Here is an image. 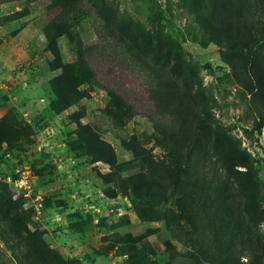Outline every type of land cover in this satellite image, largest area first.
Masks as SVG:
<instances>
[{"label": "rangeland", "instance_id": "1", "mask_svg": "<svg viewBox=\"0 0 264 264\" xmlns=\"http://www.w3.org/2000/svg\"><path fill=\"white\" fill-rule=\"evenodd\" d=\"M52 1L0 0V264L22 250L68 264H130L132 254L137 264H247L243 238L264 244V0L245 14L256 35L219 46L187 0H105L108 17L74 0L67 18L96 78L61 112L56 88L72 84L57 80L47 45ZM57 49L62 63L77 60L67 37ZM230 140L242 159H230ZM99 143L112 156L99 161ZM200 155L205 183L216 174L229 202L194 179ZM182 191L192 221L176 205Z\"/></svg>", "mask_w": 264, "mask_h": 264}, {"label": "trees", "instance_id": "2", "mask_svg": "<svg viewBox=\"0 0 264 264\" xmlns=\"http://www.w3.org/2000/svg\"><path fill=\"white\" fill-rule=\"evenodd\" d=\"M89 4L94 8L95 12L103 17H108L112 15V8L109 7L105 0H87ZM217 6L215 8V4L213 0H187L188 8L191 14L195 18V22L200 27L205 42L207 44H213L216 46L220 45L221 38H229L231 42L234 44L239 45L243 43L244 40L247 41L248 37L251 36L253 38L252 31L248 27L247 11L249 10L250 0H216ZM75 4L74 0H53L51 5L49 6V10L51 11H58L57 16L50 22L48 25V41L47 45L49 50L53 53L55 60H54V70H60L61 74L57 80H70L72 86H69L67 89L62 90L56 88V96L58 100L51 104V110L54 112H61L66 110L68 107L71 106L69 99L71 97V91L75 90L76 87H80L82 85H86L89 82L95 80L93 72L91 71L86 57H85V50L82 49L80 46L77 45L76 37L72 34V24L67 18V13L72 12V6ZM105 28V27H104ZM256 35V34H255ZM254 35V36H255ZM259 35V34H258ZM62 37H67L71 44L76 49L77 60L71 64H64L62 63V59L59 56L58 49H57V40ZM252 40V39H251ZM252 42V41H251ZM127 51V50H126ZM128 54L131 55V52L128 50ZM179 60L181 56L178 55ZM225 58V57H224ZM226 61L229 59L225 58ZM230 63V61H228ZM190 76L192 79L195 80L197 77L193 68L189 67ZM55 88V86H54ZM108 95L111 99V105L117 109L118 112H123L125 108H127L126 104L123 102L122 98L113 90H107ZM262 120L264 122V117ZM264 127V123L260 124V129ZM231 141V142H230ZM229 141L228 152L230 159H242V155L238 158H235L234 155H238V151L236 150L232 140ZM101 148L99 161L104 160L106 153L109 156H112L110 153V146L104 143H99ZM226 150V149H225ZM109 151V153H108ZM199 163L196 164V174L194 175V179H197L199 182H203L205 187L211 190H219L223 197L230 201L231 194L226 187L223 185H218L217 182V175L214 174L211 177V181L205 183L208 178L207 175V160L206 156L200 155L198 158ZM239 162V161H238ZM238 166H246L242 165V163H237L236 167ZM247 167V166H246ZM189 173V177H191ZM177 175L176 186L181 184L183 178L179 173ZM216 175V177H215ZM202 191V189H200ZM206 188L203 189V193H205ZM183 192V191H182ZM140 195V193H139ZM141 196V195H140ZM182 198L176 199V205L178 206L181 215L185 216L187 221H192L191 216L189 215L186 209V202L185 200L188 197H185V193L181 194ZM202 198L200 194L193 195V198ZM216 227V225H215ZM219 234V233H216ZM133 241L138 242L139 238L133 239ZM234 241V240H233ZM243 242L241 243L242 246L239 248V253L245 255L247 258V264H264V244L260 242L259 238L257 237V241H250L249 238H243ZM132 242V241H131ZM217 244H221L222 247H225L226 241L224 245L222 242H219L216 239ZM236 247V245H231L228 249ZM228 258H235L234 254L228 252ZM138 259H141V256L138 255H131L130 257V264H137ZM242 259V257H241ZM17 264H68L63 259H55L50 260L45 257L43 254L32 251V250H22L18 252L17 257ZM164 264H171L170 262ZM236 264V263H233Z\"/></svg>", "mask_w": 264, "mask_h": 264}, {"label": "built area", "instance_id": "3", "mask_svg": "<svg viewBox=\"0 0 264 264\" xmlns=\"http://www.w3.org/2000/svg\"><path fill=\"white\" fill-rule=\"evenodd\" d=\"M26 185H27V182H26L25 178L22 179V180H20V181L17 183V186H19L21 189L26 188Z\"/></svg>", "mask_w": 264, "mask_h": 264}]
</instances>
